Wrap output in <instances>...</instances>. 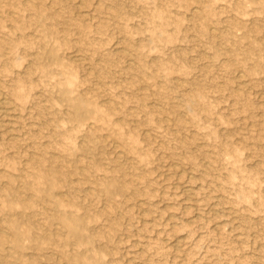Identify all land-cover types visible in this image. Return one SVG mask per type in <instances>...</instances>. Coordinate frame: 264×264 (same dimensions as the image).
Masks as SVG:
<instances>
[{
	"label": "rangeland",
	"instance_id": "374dc122",
	"mask_svg": "<svg viewBox=\"0 0 264 264\" xmlns=\"http://www.w3.org/2000/svg\"><path fill=\"white\" fill-rule=\"evenodd\" d=\"M0 94V264H264V0H0Z\"/></svg>",
	"mask_w": 264,
	"mask_h": 264
},
{
	"label": "bare ground",
	"instance_id": "6f19581e",
	"mask_svg": "<svg viewBox=\"0 0 264 264\" xmlns=\"http://www.w3.org/2000/svg\"><path fill=\"white\" fill-rule=\"evenodd\" d=\"M5 97V96H4ZM4 97H2V95L0 94V107H6L7 108V101H6V99L4 98ZM11 101V100H10ZM4 110H6V109H4ZM8 111H6V112H4V113H7ZM17 241V240H16ZM15 241V242H16ZM11 243V242H10ZM17 245V244H16ZM20 248V247H19Z\"/></svg>",
	"mask_w": 264,
	"mask_h": 264
}]
</instances>
